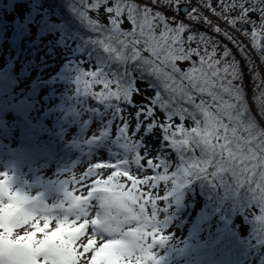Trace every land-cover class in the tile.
I'll return each instance as SVG.
<instances>
[{"label": "snow or ice", "instance_id": "obj_1", "mask_svg": "<svg viewBox=\"0 0 264 264\" xmlns=\"http://www.w3.org/2000/svg\"><path fill=\"white\" fill-rule=\"evenodd\" d=\"M78 3L82 7L76 0L70 6L94 34L88 41L94 59L76 69L75 95L87 103L72 111L98 118V131H90L82 142L107 149L113 159L93 163L81 176L62 180L63 199L52 204L14 189L13 177L0 172V264H161L153 249L171 236L159 235L164 222L158 214L167 212L173 202L179 204L182 189L197 179L222 187L226 196L245 192L248 209L259 210L252 219L264 239V127L246 107L242 85L235 83L241 73L234 57L227 60L231 50L224 45L217 59L221 41L199 30L210 29L243 51L236 38L210 17L235 31H240L238 22L251 24L256 41L264 34V0H199L198 6H192L191 0H150L143 5L137 0H113L111 6L109 0ZM101 6L110 27L84 10ZM251 14L258 15V24ZM125 20L131 26L128 30L123 29ZM244 34L248 35L247 29ZM252 47L264 51L257 43ZM84 64L91 69L85 70ZM139 83L154 95L137 108L131 124L123 113L125 106L136 107L135 95L143 94ZM97 85L100 90L93 91ZM257 115L264 119V103ZM177 118L180 123H173ZM186 120L194 126L186 127ZM149 139L156 141L155 163L149 158ZM171 154L177 163L169 175ZM161 168L162 173L157 171ZM109 169L105 178L101 170ZM149 169L153 175L146 174ZM122 177L131 187L121 182ZM89 179L91 184L86 183ZM161 181L166 187L171 182L170 190L160 197L167 202L163 209L157 207L155 197L138 188L155 189ZM76 184L85 185L87 194L69 190Z\"/></svg>", "mask_w": 264, "mask_h": 264}, {"label": "trees", "instance_id": "obj_2", "mask_svg": "<svg viewBox=\"0 0 264 264\" xmlns=\"http://www.w3.org/2000/svg\"><path fill=\"white\" fill-rule=\"evenodd\" d=\"M76 2L78 7H82L78 0ZM94 2L95 0H87L88 4ZM112 2L113 0H109L108 6H111ZM70 5L71 0H5V3L0 0V44L5 40L8 41L7 46H9L10 53L20 58L21 65L27 71L26 74L38 73L37 76H40L44 73V76L49 77L41 83L37 79L34 81L32 89L35 93H29L30 98H39L43 92H46L45 96L51 93L52 100L42 98L46 107L51 105L50 107L54 108L49 113L55 112L57 120H60L58 114L62 113L63 117L68 114V118L63 119L61 123L68 122L69 127L76 131L75 136L71 137L73 139L77 137L83 141L86 134L82 131L84 125L81 126V124H85L87 120L91 126L96 125V130H98V118L90 112L87 115L83 112L77 115L72 111L73 108L79 109L82 104L87 103L75 95L73 81L76 69L81 66L82 62H91L94 59L92 48L88 44L94 34L90 33ZM84 10L93 20H96L93 17L94 13L101 16L102 12L103 18L97 20V23L110 27L104 6L95 10L91 8H84ZM22 13L25 14L24 17H21ZM129 27L127 23H123V29L127 30ZM228 31L243 47V51L220 34H214L211 30L208 34L215 35L221 41L217 48V59L222 55L224 45H227L232 53L227 59L231 60L234 57L239 62L237 68L241 77L235 83L242 85L246 107L249 108L250 114L256 116L261 127H264V119L257 115L260 104L264 103V97L261 96V93H264V56L259 54L255 48L259 59L255 61L252 54L245 51L242 40L238 39L232 30ZM260 66L263 68L262 72ZM82 67L89 70L92 66L84 64ZM138 86L143 90V94L134 96L136 107L125 106L123 115L126 118L130 115L133 117L137 108L142 103H147V98L154 95L144 83H139ZM100 88L101 86L97 85L92 90L99 91ZM12 102V99L0 95V105ZM88 103L90 106H95L92 100ZM10 109L17 117L18 123H30V126L32 123L35 124L27 120L26 110L20 107ZM157 116L161 121L164 120L163 114L159 111H157ZM173 123L179 124L180 121L177 118ZM184 123L186 127L194 126L188 120ZM114 126L116 124L113 125V134L115 133ZM52 128L55 127L52 126ZM41 130L43 133L50 132L49 130L46 132L45 128ZM58 133L57 130L53 134L57 140H61L62 137ZM147 142L156 143L151 139ZM168 160L172 163V167L177 163L175 154L168 156ZM164 187L165 192L170 190L171 182L167 184V187L164 184ZM159 204L162 205L160 209H163L167 202L163 201ZM186 207L187 210H185ZM195 208L198 213L196 220H191L192 223L194 221L193 236H191L193 250L187 257L188 264H195L198 260L200 263L197 264H264V239L257 234L252 219L253 214H259V210L256 207L248 209V196L245 192L242 191L237 196H226L222 187H216L203 179L193 180L182 189L180 203L173 202L167 213L178 216L185 211V214L189 213L187 217L189 219L190 213ZM197 245L201 247L199 252L202 253H197ZM194 251L196 254L193 253Z\"/></svg>", "mask_w": 264, "mask_h": 264}, {"label": "rangeland", "instance_id": "obj_3", "mask_svg": "<svg viewBox=\"0 0 264 264\" xmlns=\"http://www.w3.org/2000/svg\"><path fill=\"white\" fill-rule=\"evenodd\" d=\"M137 2L143 5L150 3V0H137ZM3 3H5V0H3ZM191 3L192 6H198L199 0H191ZM166 14L169 16L172 15L170 12ZM24 15L25 14L22 13L21 17H24ZM233 15H235V13H233ZM252 15H258L251 14V18L257 20L258 24V17L256 18ZM93 17L96 21H99L103 18V13L101 12V16H98V13H94ZM183 18V14H181V19ZM210 18L222 28L232 30L238 39L242 40L245 51L250 52L255 61L259 60L252 44L257 43L258 36L260 35L257 36L256 41L252 40L251 31L253 26L251 24H245L251 29L247 30L248 35H245L244 29L239 27V25L242 24L240 22H238L237 25L240 31H235L216 17ZM124 22L130 26L129 22L126 20ZM130 27L128 29H130ZM199 30L203 31L201 28ZM7 43L8 41L5 40L0 44V95L12 99L13 102L0 105V172H8L13 177L12 186L14 189L26 191L31 196L39 195L46 203L52 204L63 199V192L60 190V182L62 180L70 179L72 176L79 177L87 171V168L90 167L91 164L109 162L113 159V156L105 148L90 147L85 145L79 138L75 137V139H73L71 137L75 136L76 131L69 127L68 122L61 123L63 119L68 118V114L64 117L62 113L58 114L60 120H57L54 115L55 112L49 113V111L54 108L50 107L51 105L46 107V103H43L44 100H42V98L53 99L51 93L45 96L46 92H43L40 94L39 98H30L29 93H35L32 89L34 81L37 79V81L41 83L48 80L49 77L44 76V73L40 76H37L38 73L26 74L27 71L24 70L21 65L20 58L10 53L11 51ZM261 55L264 56V54ZM260 70L261 72L263 71L261 66ZM24 101L26 102L23 103ZM14 107H20L30 113V115L27 113L25 116L28 121L34 122L35 124L32 123V126H30V123H18L17 117L10 109ZM128 118L131 119L130 123L134 124L135 121L132 119V116L130 115ZM37 125L42 126L38 127ZM82 125H84L82 131L85 132V137L90 131H98L96 130V125L91 126L89 123L87 125L81 124V126ZM52 126L55 127L54 129L58 128V135H61V140H57V137L54 136L53 133L57 130L55 131ZM41 128H45L46 132H48V130L50 132L43 133ZM114 128L116 129V126H114ZM150 145H152V147L150 148L151 156L149 158H152L155 163L157 162L155 157L158 154L155 146L156 143H150ZM142 163L144 167L147 168L146 161H142ZM172 170H175V166L170 168L169 175ZM101 171H104L105 178L106 175L111 173L110 169ZM157 171L162 173L163 169L161 168ZM133 173L137 174L139 179H143V175L136 173L134 168ZM146 174L153 175L154 173L149 169ZM91 182V179H89L86 183L91 184ZM121 182L131 187V182L127 181L126 178L122 177ZM168 183H170V181ZM164 184L165 182L163 181L159 182L158 187L155 189L145 185H138V188L140 191L150 193L155 197L157 207L160 208L162 203L159 204V202H163L160 197L165 193ZM68 187L69 190L74 191L76 195L87 194L88 189L85 185L76 184L69 185ZM95 203L96 202L93 201V204ZM147 210L150 214V205L147 207ZM185 210H187V207ZM94 212L95 209H93V215ZM160 213L158 214V219L164 222V230L161 231L159 235H169L171 239L163 246H156L153 251L161 258V264H188L187 257L193 250L191 236H193V223L198 213L197 208L190 213L189 219L187 218L189 213L185 214V211L178 216L171 213L168 215L167 212ZM191 220H194L193 223ZM148 242H151L150 237L148 238ZM197 246V253H202L201 251L199 252L201 247L199 245ZM193 253L196 254L195 251ZM197 263H200V261L198 260ZM197 263L195 262V264Z\"/></svg>", "mask_w": 264, "mask_h": 264}, {"label": "water", "instance_id": "obj_4", "mask_svg": "<svg viewBox=\"0 0 264 264\" xmlns=\"http://www.w3.org/2000/svg\"><path fill=\"white\" fill-rule=\"evenodd\" d=\"M239 27L241 29H247V30H250V28H248L245 24H240ZM257 44L258 45H261V46H264V35H260L258 36V39H257ZM257 51L261 54H264V51L261 50L260 47H257Z\"/></svg>", "mask_w": 264, "mask_h": 264}, {"label": "flooded vegetation", "instance_id": "obj_5", "mask_svg": "<svg viewBox=\"0 0 264 264\" xmlns=\"http://www.w3.org/2000/svg\"><path fill=\"white\" fill-rule=\"evenodd\" d=\"M253 17H258V16H255V15H252ZM201 29H203V30H205L206 32H210V29H207V28H201ZM251 30V29H250Z\"/></svg>", "mask_w": 264, "mask_h": 264}, {"label": "bare ground", "instance_id": "obj_6", "mask_svg": "<svg viewBox=\"0 0 264 264\" xmlns=\"http://www.w3.org/2000/svg\"><path fill=\"white\" fill-rule=\"evenodd\" d=\"M202 31V30H201ZM203 31H205V30H203Z\"/></svg>", "mask_w": 264, "mask_h": 264}]
</instances>
